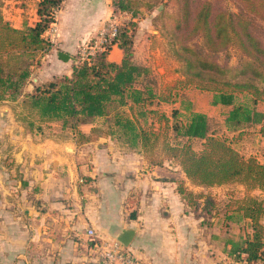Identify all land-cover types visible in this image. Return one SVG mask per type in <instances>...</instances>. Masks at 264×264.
I'll return each instance as SVG.
<instances>
[{
	"label": "crops",
	"instance_id": "0c3cea01",
	"mask_svg": "<svg viewBox=\"0 0 264 264\" xmlns=\"http://www.w3.org/2000/svg\"><path fill=\"white\" fill-rule=\"evenodd\" d=\"M38 2L6 0L4 19L16 28L32 26ZM112 11L111 0H64L56 13L54 45L30 77L33 83L14 100L0 103V264L94 261L89 228L102 240H113L117 229H134L128 248L145 264H233L228 251L233 242L251 237V219L238 207L188 205L176 188L178 179L187 180L185 175L176 179L168 160L162 167L149 163L127 143L117 142L115 128L106 127L111 114L71 128L60 121L41 122L31 109L35 119L23 112L22 100L35 85L70 75L75 53L103 28ZM151 19L146 13L135 18L133 61L142 66L150 63L143 47ZM59 51L73 59H60ZM122 57V49L112 45L107 59L120 63ZM207 94L208 104L189 97V111L206 114L210 126V112L227 107L223 129L231 131L225 119L232 106L212 105L213 94ZM178 100L170 105L178 108ZM164 104L169 105L157 106ZM259 127L243 124L232 131V146L233 137L254 136L261 143L256 150L264 152ZM134 210L135 218H129Z\"/></svg>",
	"mask_w": 264,
	"mask_h": 264
},
{
	"label": "trees",
	"instance_id": "16d2710c",
	"mask_svg": "<svg viewBox=\"0 0 264 264\" xmlns=\"http://www.w3.org/2000/svg\"><path fill=\"white\" fill-rule=\"evenodd\" d=\"M4 1L0 0V103L15 99L31 82L32 71L29 65L21 66V55L52 48L44 33L53 20V11H57L64 0H39L37 21L25 28H16L4 19ZM111 1L113 15L129 12L131 17L118 25L117 34L105 44V49H98L89 61L78 60L70 75L55 76L35 85L25 95L22 106L34 111L41 122L60 121L62 127L71 128L112 114V126L133 149L146 148L151 135L157 138L153 123L149 124L152 128L147 126L146 129L139 122L142 119L146 124L150 117H157L160 124L168 127L166 132L171 126L174 137L185 139L167 143L165 149L170 153L167 159L177 162L193 184L211 187L238 182L248 189L264 190V162L255 156L245 157L226 137L211 134L206 114L190 111L186 120L179 121L181 111L178 108L167 115L157 106L160 103H175L173 95L163 96L149 87L138 86L139 78L147 70L133 61L137 13L131 9V5L135 1ZM244 1L250 5L251 12L264 10V0ZM176 3L180 15L175 27L177 30L185 29V38L200 36L204 46L212 52L235 45L245 56L235 71L236 75L228 78V67L209 59L200 50L183 44L178 55L185 64L186 78L177 81V84L181 88L194 85L202 91L211 92L212 105H231L225 119L227 129L235 131L243 124H259L258 131L264 137V112L254 107L257 102L264 101V45L252 34L250 20L244 15L223 11L213 15L208 1H203L196 9L191 6V0H176ZM112 45H117L123 51L120 63L107 59ZM239 94H249L252 106L235 104ZM121 106H126L129 114L118 111ZM151 121L154 122L153 119ZM194 138L202 140L203 148L198 152L189 142ZM183 183L177 180L176 188L186 200ZM186 203L191 205V199L188 198ZM238 210L251 219L253 232L251 237L233 242L228 254L233 264L240 261L264 264V204L256 197H248ZM86 264L96 263L90 261Z\"/></svg>",
	"mask_w": 264,
	"mask_h": 264
},
{
	"label": "rangeland",
	"instance_id": "374dc122",
	"mask_svg": "<svg viewBox=\"0 0 264 264\" xmlns=\"http://www.w3.org/2000/svg\"><path fill=\"white\" fill-rule=\"evenodd\" d=\"M134 1L135 3L131 5V9L137 13L136 17H140L145 13L149 16L152 15V19L150 21V31L151 29L156 30V32L154 33H151L149 31V36L147 38L148 41L143 47V51L148 53V61H150V63L148 66L141 65L147 70V72L139 78L138 86L149 87L151 91L155 92L156 94L160 93L163 96H168L169 94H171L173 95V98H179L180 104L178 103L177 106L179 110L182 109L181 115H179V121H184L186 120V118H188V113L190 112L189 109L191 107L188 98H197L200 101L208 104L209 96L206 91V93L203 92L202 94V90L196 88V86L194 85L186 88H181V86L177 84V81L186 78L185 64L178 55V53L181 52V45L185 44L186 46L192 47L196 50H200V52L203 55H206L209 59L215 61L219 65L228 67V78L236 75L235 71L239 67L240 63L245 59V56L235 45H229L222 51L212 52L204 46L203 40L200 36L197 35L192 38H185V35H187L185 29L183 28L181 30H177V28L175 27L176 19L180 15V10L176 3V0ZM203 1L210 2L213 15L223 11L236 15H244L245 17H247L251 22L250 30L252 34L256 38H258L264 45V10L251 12L249 11L250 5H248V3L244 0H191V6L193 7V9H196L197 6ZM4 3L5 1L3 2V6ZM182 37H184L185 39H181ZM55 39L53 40V42H51V44L54 45ZM86 43L87 42H85L83 45H85ZM83 45L79 47V50L74 55L77 58V61L81 58ZM47 52L48 50L28 55H21V66L29 65V69L32 71L31 76H36L34 70L38 68V66H40L42 56H44ZM31 83H33L32 80ZM184 90L187 91H185V94H182V91ZM235 104L252 106L251 96L249 94H239L237 96ZM201 106L207 107L206 105ZM254 107L264 110V101L257 102ZM159 109L171 115L174 106L170 104H164L162 107H159ZM227 109V107H217L215 108V111L210 112L212 113V117L209 130L211 134H218L219 136L223 138L226 137V139L231 141V138L229 137L230 135H232V131H227L229 135L227 136V132L223 129L224 123L222 116L225 114V111H227ZM29 110V108L23 107V112H25L26 115L29 116V119H35L34 115L30 114ZM118 111H121L126 115L129 114L126 106L119 107ZM21 116L24 117L25 115L20 112V117ZM111 117L106 121V127L112 126ZM151 119H153L154 122H152ZM139 122L140 125H142L146 129H148L147 126L149 128L153 127L158 135L157 138H153L152 135L150 136V144L147 145L146 148H135L136 150L132 152L139 153L149 163L161 161L162 163L155 164L161 167L165 165L163 163H166V161L168 160V162H170L169 165L171 166V168H168V170L174 173V178L177 179L178 177H180V174L184 176L182 169L177 164V162L167 159L170 153H167L165 147L167 143L170 144L182 142L185 141V139H183L182 137H174V131L171 129V126L170 129H168V131L166 132L168 127H165L164 124H160L157 117H150L148 123L146 122V124L142 119H140ZM150 123H153L152 127L149 125ZM101 124L105 125L103 122H101ZM235 134L236 133H234V135ZM115 138L117 139V142L124 143L125 137L123 135H118L117 133L115 135ZM232 139L234 140V147L237 148L238 151L245 157L256 156L259 159L264 160V152L256 150L261 145V143L254 136H246L245 138L239 139L237 141L234 137ZM189 142L191 147L194 148L197 152L203 148L202 140L200 139L194 138ZM165 167L167 168V166ZM186 179V184L183 183L187 193V197L185 196V198L186 200H188V198L191 199L192 206L200 203L206 208H236L239 207L244 201H246L248 197H256L260 199L264 204V190L248 189L245 185L238 182L223 184L219 186L204 187L193 184L187 177ZM188 193L191 194L190 197H188ZM200 193L203 194L199 197ZM131 217L135 218V210L133 212H130L129 218Z\"/></svg>",
	"mask_w": 264,
	"mask_h": 264
},
{
	"label": "built area",
	"instance_id": "2783aa9c",
	"mask_svg": "<svg viewBox=\"0 0 264 264\" xmlns=\"http://www.w3.org/2000/svg\"><path fill=\"white\" fill-rule=\"evenodd\" d=\"M56 13L53 11V20L50 26L44 33V37L50 42H53L57 35L56 26ZM131 17L129 12H120L111 18L104 24L103 28L85 45L82 46L80 60H90V56L94 55L98 49H105V44L117 34L118 25L124 20ZM82 182V179H79ZM90 241H92L91 248L94 251L96 264H145L141 262L134 253L128 248L123 246L117 240H102L96 239L95 231L91 228L86 231ZM236 264H247L245 261L237 262Z\"/></svg>",
	"mask_w": 264,
	"mask_h": 264
},
{
	"label": "water",
	"instance_id": "95a60500",
	"mask_svg": "<svg viewBox=\"0 0 264 264\" xmlns=\"http://www.w3.org/2000/svg\"><path fill=\"white\" fill-rule=\"evenodd\" d=\"M58 57L64 61L73 59V57L62 51L58 52ZM113 234H114L113 237L118 242H120L123 246L128 247L134 238L135 230L131 228H121L115 230Z\"/></svg>",
	"mask_w": 264,
	"mask_h": 264
}]
</instances>
